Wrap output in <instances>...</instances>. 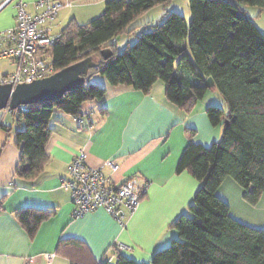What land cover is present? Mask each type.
Listing matches in <instances>:
<instances>
[{
  "label": "trees",
  "instance_id": "trees-1",
  "mask_svg": "<svg viewBox=\"0 0 264 264\" xmlns=\"http://www.w3.org/2000/svg\"><path fill=\"white\" fill-rule=\"evenodd\" d=\"M173 0H108L105 12L86 25L72 22L50 49L57 72L92 57L99 67L90 71L105 77L110 86L127 85L149 93L163 81L170 102L192 112L212 78L226 109L207 110L212 125L224 121L223 137L212 147L190 144L178 172L188 171L201 186L190 206L170 227L179 239L154 254L150 264H264V230L235 220L217 191L232 178L245 191L244 199L256 206L264 193V34L240 5L259 8L264 0H189L191 24L180 13L166 14L149 25L133 45L118 54L115 41L147 11ZM109 49L108 60L102 51ZM203 83V84H202ZM106 88L87 86L67 93L56 102L28 106L17 133L22 158L16 178L34 180L49 162L46 152L56 111L76 117L88 102H100ZM51 211L17 213L22 228L33 238ZM80 250L85 245L75 241ZM63 246V245H62ZM72 264H82L74 261ZM102 264H110L108 262ZM116 264H139L123 256Z\"/></svg>",
  "mask_w": 264,
  "mask_h": 264
},
{
  "label": "crops",
  "instance_id": "crops-1",
  "mask_svg": "<svg viewBox=\"0 0 264 264\" xmlns=\"http://www.w3.org/2000/svg\"><path fill=\"white\" fill-rule=\"evenodd\" d=\"M18 1L0 0V32L15 26ZM22 1L30 14L38 13L34 8L37 0ZM53 1L63 4L54 23L55 33L62 34L72 22L86 25L99 18L108 0ZM177 6L173 0L155 7L161 9L147 11L130 27L135 29L134 35L120 37L137 38L141 26L151 25L153 14L154 18L164 19L170 13L169 7L181 14ZM240 7L264 33V12L256 7ZM183 16L190 24L188 12ZM142 17L147 23L137 25ZM120 37L115 41L116 50ZM14 71L12 62L0 61L1 75ZM106 90L102 101L85 104L91 116L83 126L79 127L72 116L55 112L46 145L49 162L34 180L16 178L22 158L17 133L24 129V123L0 112V264H112L120 256L150 264L155 253L179 239L170 227L182 214L190 213L201 186L188 171L178 172L179 163L190 144L210 148L222 139L224 121L212 125L207 110L218 107L225 111V102L214 87L207 89L192 112L186 113L168 100L163 81L156 82L149 93L127 85L107 84ZM80 151L86 152L88 165L101 167L115 183L137 177L147 185V194L133 214L119 210L125 217L123 224L104 209L73 218L71 196L62 188V180L68 177L69 164ZM108 161L119 169L114 172L105 166ZM244 192L235 180L227 178L217 195L229 206L235 220L264 230V193L252 206L244 199ZM30 209L54 213L33 238L17 219V213ZM75 241L85 245L86 250L72 244ZM120 244L130 250L119 251Z\"/></svg>",
  "mask_w": 264,
  "mask_h": 264
},
{
  "label": "built area",
  "instance_id": "built-area-1",
  "mask_svg": "<svg viewBox=\"0 0 264 264\" xmlns=\"http://www.w3.org/2000/svg\"><path fill=\"white\" fill-rule=\"evenodd\" d=\"M62 7V3L53 0H37L34 8L38 13L30 14L26 3L22 0L17 2L15 26L0 32V61L12 62L15 71L0 74V86H11L14 90L20 85L31 84L57 73L50 49L62 37V34L54 31V23ZM27 112L28 106L17 109L8 107L2 111L4 114H12L16 119ZM90 116V112L84 111L73 118L80 127ZM105 166L114 172L119 169L112 161L106 162ZM62 188L71 196L74 219L104 209L122 224L125 217L119 210L124 209L133 214L148 191L147 185L137 177H131L120 184L115 183L105 175L101 167L88 165L85 151L75 155L69 164L68 177L62 180ZM117 249L130 250L121 244Z\"/></svg>",
  "mask_w": 264,
  "mask_h": 264
},
{
  "label": "water",
  "instance_id": "water-1",
  "mask_svg": "<svg viewBox=\"0 0 264 264\" xmlns=\"http://www.w3.org/2000/svg\"><path fill=\"white\" fill-rule=\"evenodd\" d=\"M104 60L113 56L112 51L105 49L102 51ZM99 63L95 62L92 57L73 64L56 74L35 81L31 84H23L14 90L11 86H0V112L7 109H17L20 106H30L40 103L56 102L67 93L74 92L84 87L86 76L90 71L97 69ZM204 86L207 89L215 87L212 78L205 80ZM228 125V122H225Z\"/></svg>",
  "mask_w": 264,
  "mask_h": 264
},
{
  "label": "rangeland",
  "instance_id": "rangeland-1",
  "mask_svg": "<svg viewBox=\"0 0 264 264\" xmlns=\"http://www.w3.org/2000/svg\"><path fill=\"white\" fill-rule=\"evenodd\" d=\"M177 1L178 3V10L179 12H181V14H185V12H188V14L192 17V14H191V10H190V6H189V0H175ZM154 9H161V8H154ZM170 10V13L168 14H171L173 13L174 11H172V9H170V7L168 8ZM158 11V10H157ZM153 21L151 23V26L153 25H156L160 22H162L163 20V17L159 20L158 17L154 18V14H153ZM147 19L142 17L140 18L138 21H137V25H141V24H144V23H147ZM191 24V23H190ZM260 24V23H258ZM261 25V24H260ZM263 26V25H261ZM263 28L264 30V27H261ZM146 31V27L144 26H141L138 30H137V37H139L141 35L142 32ZM264 34V33H263ZM137 41V38L135 37H132L130 39H128L126 36H123V37H120L118 39V43H117V53L118 54H122L124 52V50L127 48V45H133L135 44V42ZM128 45V46H129ZM87 86H90V85H97L99 87H102V88H106V85L109 84L107 79L101 75H95L93 78L89 79L87 82H86ZM92 102H88L86 104H90ZM189 215L191 216V214L189 213ZM112 264H116V262H113Z\"/></svg>",
  "mask_w": 264,
  "mask_h": 264
}]
</instances>
